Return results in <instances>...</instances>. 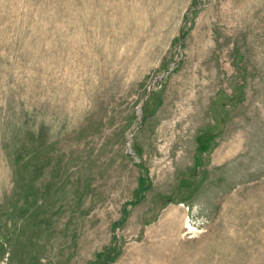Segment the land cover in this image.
Here are the masks:
<instances>
[{"label": "rangeland", "instance_id": "obj_1", "mask_svg": "<svg viewBox=\"0 0 264 264\" xmlns=\"http://www.w3.org/2000/svg\"><path fill=\"white\" fill-rule=\"evenodd\" d=\"M0 264H264V0H0Z\"/></svg>", "mask_w": 264, "mask_h": 264}]
</instances>
